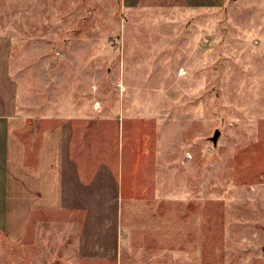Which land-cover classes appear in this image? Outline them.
I'll list each match as a JSON object with an SVG mask.
<instances>
[{"label":"rangeland","instance_id":"obj_1","mask_svg":"<svg viewBox=\"0 0 264 264\" xmlns=\"http://www.w3.org/2000/svg\"><path fill=\"white\" fill-rule=\"evenodd\" d=\"M2 38L18 111L112 169L120 235L82 259L81 215L40 212L0 264H264V0H0Z\"/></svg>","mask_w":264,"mask_h":264},{"label":"crops","instance_id":"obj_2","mask_svg":"<svg viewBox=\"0 0 264 264\" xmlns=\"http://www.w3.org/2000/svg\"><path fill=\"white\" fill-rule=\"evenodd\" d=\"M10 53L0 39V231L10 243L27 232L32 215H81L79 255L112 261L119 247L120 187L108 165L84 173L74 154L75 118L30 117L17 109ZM47 125L35 129L38 124ZM68 192L65 195L64 192ZM83 218V220H82Z\"/></svg>","mask_w":264,"mask_h":264},{"label":"water","instance_id":"obj_3","mask_svg":"<svg viewBox=\"0 0 264 264\" xmlns=\"http://www.w3.org/2000/svg\"><path fill=\"white\" fill-rule=\"evenodd\" d=\"M218 136H219V132L216 130V131L214 132L213 136L210 138L211 141L215 142L216 139L218 138Z\"/></svg>","mask_w":264,"mask_h":264}]
</instances>
